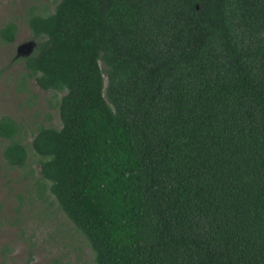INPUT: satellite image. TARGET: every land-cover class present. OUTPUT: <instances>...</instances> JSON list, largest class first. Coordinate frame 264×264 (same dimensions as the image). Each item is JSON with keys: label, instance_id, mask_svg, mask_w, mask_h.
<instances>
[{"label": "trees", "instance_id": "obj_1", "mask_svg": "<svg viewBox=\"0 0 264 264\" xmlns=\"http://www.w3.org/2000/svg\"><path fill=\"white\" fill-rule=\"evenodd\" d=\"M25 21L59 119L28 142L37 185L92 264H264V0H55ZM17 132L0 114L22 166Z\"/></svg>", "mask_w": 264, "mask_h": 264}, {"label": "rangeland", "instance_id": "obj_2", "mask_svg": "<svg viewBox=\"0 0 264 264\" xmlns=\"http://www.w3.org/2000/svg\"><path fill=\"white\" fill-rule=\"evenodd\" d=\"M54 2L55 0H0V25L7 20L16 23L13 40L0 41V114H7L16 121L18 124L16 136L27 147L24 164L8 166L1 155L2 145L6 141L0 138L1 198L9 199L13 192H22L23 188H31V178L38 175L36 172L39 167L38 156L28 144L36 126L39 124L59 125L55 108L56 97L53 91L39 88L33 77L26 75L23 56L32 51L15 54V47L19 42L32 39L25 21L27 11L30 9L45 13L53 8ZM29 169L32 172H29ZM10 184L12 190L6 192L5 185ZM31 191L32 189L25 190L28 194ZM44 191H47L49 195L47 200L51 201V204L46 205L47 201H38L31 209L46 206L51 213L48 209L42 210V215L46 217L37 215L32 218V221L22 224L21 229L17 221L11 220L8 228L9 235L0 234V244L9 240L10 247H13L11 257L16 259L24 254L28 246L33 251V262L37 261L36 264H55L54 258L62 264H66L67 261L70 264H92V251L85 238L60 211L47 188ZM55 208L58 209V213ZM32 213L40 214L35 210ZM12 217L9 213L5 214L8 220Z\"/></svg>", "mask_w": 264, "mask_h": 264}, {"label": "flooded vegetation", "instance_id": "obj_3", "mask_svg": "<svg viewBox=\"0 0 264 264\" xmlns=\"http://www.w3.org/2000/svg\"><path fill=\"white\" fill-rule=\"evenodd\" d=\"M36 45V41L34 39H30L27 42H19L15 47V54H22L26 53L28 50H33L34 46ZM0 138L7 141V138L0 136ZM8 166H10L8 164ZM25 179V177H23ZM10 181V179H9ZM37 183H36V182ZM42 181L40 178L32 177L31 178V188H23L22 192H13L9 199H6L4 197H0V234L5 236L9 235L8 228L11 224V220L17 221L19 224V228L21 229V225L25 224L27 222L32 221L33 217H37V215H42V210L48 209L46 206L44 207H36L40 214H33L31 209L35 203L38 201L46 202V205L49 203L51 204V201L47 200V197L49 196L47 191H44L43 194L39 191L41 189V186H38L37 184ZM12 183V182H11ZM31 190L32 191L28 194L25 192V190ZM6 192H11L12 186L5 185ZM10 190V191H9ZM34 190V191H33ZM37 200V201H35ZM36 206V205H35ZM12 210V215H11ZM50 210V209H48ZM56 213H58V209L55 208ZM9 213L12 217L10 220L5 218V214ZM51 213V210H50ZM46 217V215H42ZM10 241L5 240L0 244V264H36L37 261L33 262V251L29 249L27 246L25 248L24 254L19 257V259L11 257V253L13 250V247H10ZM15 262V263H14Z\"/></svg>", "mask_w": 264, "mask_h": 264}, {"label": "water", "instance_id": "obj_4", "mask_svg": "<svg viewBox=\"0 0 264 264\" xmlns=\"http://www.w3.org/2000/svg\"><path fill=\"white\" fill-rule=\"evenodd\" d=\"M195 6H197V5L195 4ZM26 52H28V51H26Z\"/></svg>", "mask_w": 264, "mask_h": 264}]
</instances>
